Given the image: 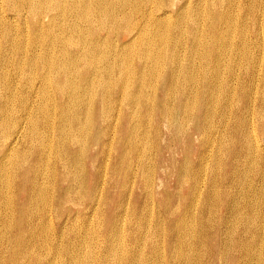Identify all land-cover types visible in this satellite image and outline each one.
<instances>
[{
    "label": "bare ground",
    "instance_id": "obj_1",
    "mask_svg": "<svg viewBox=\"0 0 264 264\" xmlns=\"http://www.w3.org/2000/svg\"><path fill=\"white\" fill-rule=\"evenodd\" d=\"M263 80L264 0H0V264L63 237L53 215L83 213L65 208L79 192L109 208L91 231L102 259L264 264ZM172 146L179 190L155 196L145 165Z\"/></svg>",
    "mask_w": 264,
    "mask_h": 264
},
{
    "label": "rangeland",
    "instance_id": "obj_2",
    "mask_svg": "<svg viewBox=\"0 0 264 264\" xmlns=\"http://www.w3.org/2000/svg\"><path fill=\"white\" fill-rule=\"evenodd\" d=\"M9 16V15H8ZM225 67V66H224ZM226 70V71H225ZM225 70H224V72H227L228 71V69L227 68H225ZM262 88H264V80H263V82L261 83L260 82V89H259V91L258 92H260V93H257L260 97H257L258 95L256 94L255 96L257 97L256 99H257V101H258V103L256 102V104L258 105L260 102H262L263 101V99H264V91H261V89ZM236 97H238V96H236V95H234V102H237L238 101V99H239V97H238V99L236 98ZM262 100V101H261ZM240 103V102H239ZM255 107H256V105H255ZM258 108V107H257ZM256 108V112L255 113H253V115H252V120H253V122L255 123H257L258 121H259V118H260V114H259V110ZM255 116V117H254ZM168 133H169V131L167 130V129H165V128H163V134H162V140H161V144L162 145H164L166 142H167V139H168V137H167V135H168ZM182 141V140H181ZM263 144H264V141H263ZM195 146H196V144L194 143L192 146H191V148L193 149V152H192V155H191V158H192V164H195L194 162H193V160H194V158H195V156L193 155L194 154V152L196 151L195 150ZM172 148V150H171V153H170V151H168V149H165V151H163V153H162V156H161V159L158 161L157 159H155L154 158V154L152 153V155H151V160L150 161H148L147 163H149L147 166L145 165V170L147 171V173H148V169H147V167L148 166H152L151 164H153V166H154V170H153V173H154V175H152V177H153V179L152 180H155V181H153V183H152V187H153V193L155 194V196H160L161 194H163L162 192L163 191H166L168 194H169V192H173V195L174 194H177V191L179 190V188L178 187H176V172H175V169L173 168V166H174V161H175V163H179V161L181 160V151H180V149L179 148H175V146H172L171 147ZM191 149V150H192ZM174 160V161H173ZM152 161H154V162H152ZM177 161V162H176ZM190 162V161H189ZM152 166V167H153ZM190 167H188L187 168V170L189 171L188 173L186 172V174L185 175H183L182 174V179H183V177H184V179H185V181L183 182V186H184V188H186L187 187V185H188V183H192V181H193V177L192 176H190L192 173V165L190 164L189 165ZM163 168V169H162ZM190 168V169H189ZM208 170V169H207ZM156 171V172H155ZM191 171V172H190ZM210 171V170H209ZM252 170H250L249 169V172H251ZM152 173V174H153ZM156 173V174H155ZM206 173H207V175H206ZM221 175H222V171H219V172H217V176H219L220 178H221ZM236 176H241L242 177V179H247V178H249L251 175H248L247 177H244V173H242V174H240V173H238ZM235 176V177H236ZM190 177V178H189ZM208 177H209V172L208 171H206L205 172V174H204V176H203V180L202 181H205V180H207L208 179ZM234 177V178H235ZM106 178H108L107 177V175L106 176H104V179H105V181H104V183H106V184H103V186H102V189H103V192H102V194L100 195V197H104V195L107 193V190L111 193V194H116L117 193V187L116 186H113V185H111V187H109V185H110V183H109V178L108 179H106ZM161 180V181H160ZM77 181H78V179H77ZM108 181V182H107ZM191 181V182H190ZM79 182V181H78ZM154 184H155V186H154ZM163 184V185H162ZM11 187H12V185H11ZM11 187H9V195L11 194V191H12V188ZM104 190H106V191H104ZM147 191H148V189H146ZM145 189H143V187L141 186V188H138V187H134V189L132 190V195L134 194V192L136 193V192H141L142 194L144 193V196H146V193H147V195H149V193L146 191ZM134 191V192H133ZM202 192V191H201ZM77 194V195H76ZM83 193H80L79 192V195H78V193H75L74 194V196L76 197V198H73L74 200H72L71 202H69V203H67L66 204V206H65V208H69V210L70 211H72V212H74V211H76V210H80L81 212H83V213H81L79 216L78 215H76L75 217H74V215L72 214V216H71V219H69V221H67V224H66V217L64 216V217H62V219L61 220H59V218H58V216H59V212L57 213V210H55V212L58 214V216H55V214L53 215V217H54V223H55V227L52 229V235H53V232L56 230V231H58V233H61V230L63 229L64 231H65V234H64V238L63 237H61L60 236V239H61V241H60V239H59V237L58 236H56L55 237V241H54V239H52V240H49L48 241V244H46L47 245V248L46 247H43V249H42V247H41V249L40 248H37V249H35V248H31V251L32 250H35L34 251V253H35V256H32V258L30 257L29 259H28V257H22L23 259H21L20 258V255H18L17 257H19V258H14L13 260H10V256H9V264H36L37 262L39 263V264H48L49 262L51 263V264H66V261L67 260H69L68 261V263L71 261V258H70V256H72V255H69V254H74L73 252H75V253H79V255L81 256L82 255V257H81V262H80V264L82 263V264H118V260L117 259H115V258H112V257H108V259L107 258H103L102 259V255L103 254H101L100 255V252H102V253H104V250H106V248H103L102 246H103V244H101L102 242L101 241H99V238L95 235V234H91L92 232V230H97L98 228H99V222H100V219H101V217H102V214H103V217L102 218H104V216H107V214L109 213V208H108V206H105V204L104 203H102V200H101V202L99 203V205H97V203L95 202V204H93V205H91L90 206V208H88V207H86V201H82V203L83 204H81V205H79L80 204V199L82 198V196L84 195H82ZM264 192H263V194H262V198H263V201H264ZM102 197V198H103ZM173 197V196H172ZM132 198H133V196H132ZM99 199V196H98V198L97 199H95V200H98ZM144 200H145V197H144ZM129 201H131L130 202V205H129V207H128V211H130V209H131V203H132V199L131 200H129ZM212 201H214V200H212ZM147 202V201H146ZM178 203H179V201H178ZM174 204H176V200L174 201ZM214 205H216V204H214ZM262 205H263V203H262ZM77 206V207H76ZM155 206V207H154ZM198 207V206H197ZM99 208V209H98ZM148 210H147V209ZM150 208V209H149ZM158 208V206H157V204H152V206H148V207H146V206H144V204H142V203H140V205H139V208H138V210H137V213H138V218H139V221L141 220V219H143L144 220V222L146 221H148V222H150L148 219L149 218H151V217H153V219H151V223L152 224H154V219H155V216H157V219L159 218V214H157L156 215V213H159L157 210ZM262 208V207H261ZM98 209V210H97ZM155 209V210H154ZM35 210H36V208H35ZM89 210V211H88ZM92 210V211H91ZM150 211H152V216H151V214H150ZM54 212V211H53ZM94 212H95V214H94ZM104 212V213H103ZM144 212H145V214H144ZM148 212V213H147ZM181 212H183V209H181ZM185 213H187V212H185ZM86 214V215H85ZM148 214L150 215V216H148ZM154 214V215H153ZM183 214V213H182ZM79 218H78V217ZM148 216V217H147ZM92 217V218H91ZM129 218H130V216H128ZM128 217H122V219H121V225H122V227H123V229L126 227V228H128L129 226H128V223L127 222H129V220H128ZM132 218H133V216H131ZM147 218V219H146ZM73 219V220H72ZM88 219V220H87ZM134 219V218H133ZM190 217L187 219V221H186V223L187 222H192V218L190 219ZM59 220V221H58ZM65 220V221H64ZM10 221V220H9ZM75 221V222H74ZM79 221V222H78ZM87 221V222H86ZM90 221V222H89ZM126 221V222H125ZM130 221H131V219H130ZM89 222V223H88ZM95 222V223H94ZM64 223V224H63ZM79 223V224H78ZM88 223V224H87ZM86 224V225H85ZM125 224H126V226H125ZM78 225V226H77ZM82 225V226H81ZM84 225V226H83ZM87 225H88V227H87ZM147 225V224H146ZM76 226V227H75ZM80 226V227H79ZM92 226V227H91ZM150 226V225H149ZM65 229H64V228ZM85 227V228H84ZM89 227H90V229H89ZM98 227V228H97ZM56 228V229H55ZM75 228V229H74ZM124 229L125 231L126 230H128V229ZM162 228L164 229L165 228V226H164V224H162ZM71 229V231H69ZM72 229H74L73 231H72ZM77 229V230H76ZM77 231V232H76ZM73 232V233H72ZM77 234V235H76ZM83 234V235H82ZM130 234L132 235V237L131 238H133V236L135 237L136 235H137V230H134V231H131L130 232ZM94 235V236H93ZM67 236H68V238H67ZM76 236V237H75ZM86 236V237H85ZM92 236H93V238H92ZM70 237V238H69ZM81 238V239H80ZM82 238H84L83 240H82ZM70 239V241L68 242V240ZM86 239V240H85ZM89 239H90V241H89ZM72 240V241H71ZM124 240H125V238H124ZM67 241V242H66ZM84 241H86V243L84 242ZM94 241V242H93ZM116 241H117V239H116ZM62 244V246L64 247H66V246H68V249L70 250L71 248V250H70V252L69 253H67L66 254V252H63L62 254L61 253H59V251L57 250V249H62V246H59V245H61L60 243ZM73 242V243H72ZM82 242V243H81ZM83 242H84V244H83ZM114 242V243H113ZM125 242H127V240H125ZM136 244H134L133 243V246H136V245H138L139 244V241L138 240H136ZM52 245H51V244ZM59 243V244H58ZM63 243H65V244H63ZM91 243V244H90ZM94 243V244H93ZM74 244V245H73ZM112 244H117V242H115V240L114 241H112ZM49 245V246H48ZM87 245V246H86ZM99 245V246H98ZM51 246V247H50ZM53 246V247H52ZM84 246V247H83ZM90 246V247H89ZM94 246V247H93ZM57 247H59V248H57ZM70 247V248H69ZM56 248V249H55ZM75 248V249H74ZM76 248H77V250H76ZM46 249V250H45ZM54 251H53V250ZM73 249H74V251H73ZM84 251H83V250ZM90 249V250H89ZM38 252H37V251ZM48 250H49V252H48ZM77 252H76V251ZM81 250V251H80ZM93 250L95 251V252H93ZM103 250V251H102ZM30 251V252H31ZM40 251V252H39ZM47 251V252H46ZM51 251V252H50ZM92 251V252H91ZM55 252V253H54ZM58 252V253H57ZM144 252H147L146 251V249H144ZM50 253H52L53 255H49ZM84 253V254H83ZM87 253V254H86ZM88 253H89V255H88ZM93 253V254H92ZM46 254V255H45ZM59 255V254H61V255H59V256H57V255ZM105 254V253H104ZM144 254H146V253H144ZM40 255H42L41 257H40ZM44 256V257H43ZM53 256V257H52ZM57 258H55V257ZM69 256V257H68ZM65 257H66V259H65ZM86 257H87V259H86ZM90 257V258H89ZM95 257V258H94ZM50 258H52V260L50 259ZM68 258V259H67ZM101 258V259H100ZM146 258V257H145ZM55 259V260H54ZM60 259V260H59ZM90 259H92V260H90ZM106 259V260H105ZM16 260H18L17 262H16ZM22 262H21V261ZM24 260V261H23ZM53 260H54V262H53ZM57 260H59V261H57ZM96 260V261H95ZM29 261V262H28ZM36 261V262H35ZM52 261V262H51ZM57 261V262H56ZM89 261V262H88ZM98 261V262H97ZM102 261V262H101ZM10 262H12V263H10ZM92 262V263H91ZM104 262V263H103ZM109 262V263H108ZM49 263V264H50ZM67 263V264H68ZM148 263H150L151 264V261H149V259H146V260H144L143 259V263L142 262H140L139 264H148ZM70 264V263H69ZM71 264H77V263H72V261H71ZM79 264V263H78Z\"/></svg>",
    "mask_w": 264,
    "mask_h": 264
}]
</instances>
